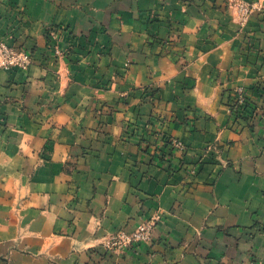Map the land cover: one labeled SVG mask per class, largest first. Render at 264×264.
I'll use <instances>...</instances> for the list:
<instances>
[{
	"label": "crops",
	"instance_id": "obj_1",
	"mask_svg": "<svg viewBox=\"0 0 264 264\" xmlns=\"http://www.w3.org/2000/svg\"><path fill=\"white\" fill-rule=\"evenodd\" d=\"M238 1L0 0L32 58L0 68V264L264 263V0Z\"/></svg>",
	"mask_w": 264,
	"mask_h": 264
},
{
	"label": "built area",
	"instance_id": "obj_2",
	"mask_svg": "<svg viewBox=\"0 0 264 264\" xmlns=\"http://www.w3.org/2000/svg\"><path fill=\"white\" fill-rule=\"evenodd\" d=\"M236 8L239 12V16L242 21H247L252 13L253 7L244 1L239 0L236 4ZM32 63L30 54L19 48L10 47L0 42V68H26ZM232 117L239 121L245 117V112L248 109V103L246 95L243 91H239L234 101L231 103ZM174 149L181 152L185 151V148L178 140H172L169 144ZM156 228V220H151L140 225L132 234L125 232H119L113 235L107 242L106 247L113 250L114 247L126 248L136 247L139 244L146 243L152 237ZM249 264H264V263H249Z\"/></svg>",
	"mask_w": 264,
	"mask_h": 264
},
{
	"label": "rangeland",
	"instance_id": "obj_3",
	"mask_svg": "<svg viewBox=\"0 0 264 264\" xmlns=\"http://www.w3.org/2000/svg\"><path fill=\"white\" fill-rule=\"evenodd\" d=\"M104 246L106 247V245H104ZM132 248H134V247H130V248L129 247H126V248L125 247L124 248L114 247L113 250H110L111 248L109 249V248L106 247L107 251H109V252H116V251H121V250H128V249H132Z\"/></svg>",
	"mask_w": 264,
	"mask_h": 264
},
{
	"label": "trees",
	"instance_id": "obj_4",
	"mask_svg": "<svg viewBox=\"0 0 264 264\" xmlns=\"http://www.w3.org/2000/svg\"><path fill=\"white\" fill-rule=\"evenodd\" d=\"M234 101V99H231V103Z\"/></svg>",
	"mask_w": 264,
	"mask_h": 264
}]
</instances>
